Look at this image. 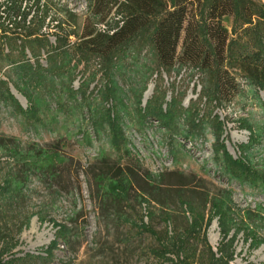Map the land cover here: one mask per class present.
<instances>
[{
  "label": "rangeland",
  "instance_id": "rangeland-1",
  "mask_svg": "<svg viewBox=\"0 0 264 264\" xmlns=\"http://www.w3.org/2000/svg\"><path fill=\"white\" fill-rule=\"evenodd\" d=\"M251 1V23L222 19L232 50L264 34ZM42 4L43 23L28 25L34 6L17 33L0 21V137L14 140L0 146V248L16 246L2 259L183 264L176 240L205 255L225 236L227 264H264V89L234 72L223 102L212 73L162 68L149 45L91 54L85 1Z\"/></svg>",
  "mask_w": 264,
  "mask_h": 264
},
{
  "label": "trees",
  "instance_id": "trees-1",
  "mask_svg": "<svg viewBox=\"0 0 264 264\" xmlns=\"http://www.w3.org/2000/svg\"><path fill=\"white\" fill-rule=\"evenodd\" d=\"M26 1V0H24ZM30 1V0H28ZM87 9V22L83 24L78 39L80 47L91 54L107 58L109 55L129 48L141 49L149 45L162 68L175 64L200 67L213 74L218 97L229 102L239 93V84L234 72L256 83L264 89V34L252 41L249 48L232 50L231 32L222 24L225 17L237 16L246 25L261 14V7L251 0H84ZM35 7L33 19L44 22L48 14L40 0L23 6V0H3L0 4L2 24L7 22L5 32L12 31L26 23ZM205 14L201 22L198 16ZM95 18L104 29H96L89 22ZM9 26V27H8ZM42 26V24L40 25ZM251 28H246L249 33ZM68 34V36L73 35ZM38 36V32L29 36ZM60 37H56L58 40ZM13 138L0 137V146L12 144ZM53 166H50V169ZM0 227V243L1 238ZM198 230L190 236L195 237ZM182 255L183 264H227V242L222 237L217 253L206 244L204 254L186 238H179L173 244ZM15 244L0 248V264H10L16 258L3 260ZM226 253V254H225ZM232 253V252H231ZM216 254H221L218 258Z\"/></svg>",
  "mask_w": 264,
  "mask_h": 264
}]
</instances>
